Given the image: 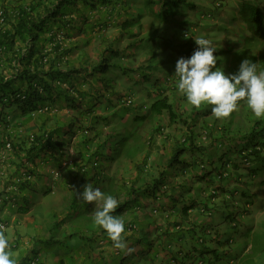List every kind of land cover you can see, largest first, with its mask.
Returning a JSON list of instances; mask_svg holds the SVG:
<instances>
[{
  "label": "trees",
  "instance_id": "trees-1",
  "mask_svg": "<svg viewBox=\"0 0 264 264\" xmlns=\"http://www.w3.org/2000/svg\"><path fill=\"white\" fill-rule=\"evenodd\" d=\"M187 1L189 0H143V3L150 13L151 8L158 4L160 11L157 15L161 14L165 22L177 15L181 16L179 9ZM197 1L192 0L188 5L196 8ZM220 1L217 4L222 7L223 3ZM2 5L0 156L4 159L0 158V213L6 208L9 212L27 214L30 207L27 191L30 190L32 180L49 176L45 166L51 167L54 161L56 166L51 167V170L60 175L70 151L74 152L77 159L76 171L81 173L76 189L68 192V205L66 204L72 213L78 211L73 226L80 231L61 238L52 236L56 224L49 209L46 215L49 223L45 228L49 234L39 239L34 237V244L31 239L29 246L33 244L32 247H26L21 235L15 231L10 250L17 264H44L42 256L45 253L39 255L41 248L56 253L49 254L50 258L58 255L56 262L50 264H122L124 252L115 249L105 230L95 225L94 214L89 207L91 204L83 202L78 195L83 192L84 181H89L88 184L99 188L105 195L122 196L113 215L125 222L124 239L127 245L141 246L146 241L148 255L154 248L145 240L147 233L144 229L138 230L135 224L128 226L126 217L130 218L133 214L134 218L130 220L133 222L144 217L135 215L139 200L158 201L167 198L168 193L174 194L172 192L175 189L182 188L178 196H170L173 208L177 204L182 206L176 213L173 212L171 222L167 220L169 229L159 234L162 238H169L173 233L168 231L182 228L187 215L203 198L205 201L201 214L205 217H208L206 214L211 215V201L226 193V185L232 172L238 170L239 165H260L261 160H264V118H255L244 102H241L239 111H235L233 117L223 120L214 117L211 120V106L202 105L199 109L191 106L189 111L184 108L178 110L177 104L170 102L163 88L160 90L157 87L153 94H148L147 100L140 99V105L131 96H127L130 103L127 100L124 103L129 107L128 113L133 115V125L152 123L151 135L161 134L164 124L160 121H163L164 116L167 128L176 131L174 136L168 133L162 141L163 148L157 150L158 160L164 158V169H158L155 175L153 173L149 176L145 168L148 155H145L139 162L140 165L136 164L134 167L139 174L134 175V178L125 181L122 178L118 180L116 176H108L110 162L119 159L126 151L129 140L137 139L136 135L129 137L131 130L127 131L128 136L120 139L114 138L120 134L115 127L109 128L106 136H102L100 132L112 119L119 121L125 116L114 110L108 112L106 103H110L112 99L109 96H116L113 106L123 102L124 97L118 95L115 89L114 80L117 81V77L110 78L109 73L117 70L122 76H127L132 72L119 64H112V61L130 55L126 52L135 48L132 44L120 49V38L124 35L134 36V32L130 30L140 27L143 14H137L129 20H125L127 17H121V21L118 18L112 20V14L118 17L127 10L121 0H6ZM238 15L248 34L241 41L229 43L226 49L215 51L216 66H223L230 74H236L241 62L247 59L257 64L258 72L264 71V13L256 3L244 2L238 6ZM110 27L117 30V33L105 36ZM76 34H80L82 38L72 41ZM157 36L158 33L154 31L151 41H158ZM94 40H97L96 60L89 51ZM195 50L197 49L183 47L181 55L185 59L190 58ZM152 59L150 56L149 61ZM155 69L157 70L156 67L151 68L153 71ZM141 78L149 79L148 74H143ZM155 81L153 87L157 84ZM170 88L175 89L174 86ZM103 101L105 104H102ZM99 105L104 108L99 110ZM98 111H104L108 116L100 117ZM65 112L70 115L67 116ZM238 117L243 123L249 124V127L245 130L244 126L240 128V121L234 120ZM65 122L68 123L66 129ZM31 124L35 127L32 128ZM198 127L202 134L194 131ZM6 146H9L8 150ZM166 146L169 149L164 153ZM231 146H238L234 158L230 157ZM108 152L112 153L111 157H107ZM213 152L218 155L212 159ZM194 155L196 159H193ZM259 169L260 167L249 170L248 174L252 175ZM139 176H146L149 181L139 184V180H136ZM51 178L54 180L52 176ZM57 179L58 177L55 178V183ZM260 184L263 185L264 180ZM194 189L196 194L193 193ZM0 221L8 227L9 220L5 218ZM14 224L17 225V222L14 221ZM187 229L191 231L193 227L189 226ZM208 229L209 226L198 229L196 241L199 244H205L204 239L210 237ZM137 231H143L144 237L139 238ZM250 232V229H246L243 236L245 247L248 244L253 247L249 254L251 256L255 250L262 248L263 233L251 232L249 236ZM252 236L260 239L251 241ZM246 237L249 238L248 241ZM100 245L104 247L100 248ZM105 247L116 251L108 253ZM201 256L202 254L198 257L202 258ZM183 259L189 261L190 258L188 254L184 255L180 264H186ZM214 259L215 257L212 258V264L215 263ZM194 262L204 264L202 260Z\"/></svg>",
  "mask_w": 264,
  "mask_h": 264
},
{
  "label": "rangeland",
  "instance_id": "rangeland-1",
  "mask_svg": "<svg viewBox=\"0 0 264 264\" xmlns=\"http://www.w3.org/2000/svg\"><path fill=\"white\" fill-rule=\"evenodd\" d=\"M191 1L192 0H189L187 1V3L182 4V7L179 9L180 13L183 12L181 16L177 15L176 17L170 20L168 19L165 22L163 20V16L161 14L157 15L156 13L160 11V6L157 4L152 7L150 13V11H148L149 9L147 10L145 8V3H143V0H121V3L127 7V10H124L122 13H120V16L118 17L115 14H112L111 16L112 20H116L118 18L117 20L121 21V17H123V19L127 17L125 18V20H129L130 18L133 19V17L137 14H143L142 19H144V21L141 22L142 19L140 20V27L142 28V30L139 26H136V28H132L130 30V32H134L133 37L124 35L122 38H120V49L134 44L135 48L126 52L130 55L122 57L118 61L116 59L112 61V64H119L120 66L125 67L128 70H132V72L127 76H122L120 74V71L117 70V72L111 71L109 73L110 78H112L113 76L117 77V81L114 80L115 89L118 95H124V97L122 98L123 102L121 101L119 104H115V106H113V102H115L114 98L116 96H109L110 99L112 98V104L111 102L108 104L106 103L109 109L108 112L114 110L115 112H118L119 114L125 116L119 121L117 119H112L108 123V125L106 124L103 129H100V132H102V136H106L109 133V128L115 127L116 131H120V134L118 137L115 136L114 138L120 139L128 136L127 131L131 130V136L129 137H132V135H136L137 139L129 140L126 151L119 157V159H116L114 162H110L109 167L107 168L108 176L114 178L116 176V178H119L118 180L122 178L125 179V181L134 178V175H139L134 170V167L136 164H139V162L145 155H148V164L147 167H145L146 170L150 173H148V175L152 176L153 173L155 175L158 169H164V158L160 161L158 160L157 156L159 152L157 150L163 148L161 144L164 137L168 133L171 136H174L176 132L174 129H172L174 130L172 131L167 128L168 123L165 116L163 117V121H160L161 124H164V128L161 131V134L151 135L150 132L152 131H150V129L153 128L151 125L152 123L145 122L144 124L133 125L131 122L133 119V115L128 113L129 107L124 103L128 99V97L131 96L135 99L136 103L140 105V99L143 101L147 100L148 94H153L154 90L159 87L158 89L160 90L161 88H163V90L169 97L170 102H175L177 104L179 108L178 110H183L184 108L189 111L191 109V105L187 103L186 97H184L183 94L179 93L177 88L179 78L175 76L176 62L183 56L181 55L182 48L184 47L197 49L198 45H196L195 43V38L199 37L211 40L213 46L216 47V51L226 49L229 43H234L237 40L241 41V39L248 33L245 26L239 19L238 6L240 3H244L246 1L256 3V5L264 13V0H226V2L224 0H218L220 1V3H223V5H221L222 7L218 6L217 0H198L196 3V8L192 7V5H188ZM4 2H6V0H0V7L3 6L2 3ZM149 16L151 17V19H149ZM146 17L149 19L148 21L146 20ZM157 18L161 19V21H159ZM154 31L158 33L157 37L159 38V40L152 42L151 35ZM116 33L117 30L110 27L106 30L104 35L113 36ZM80 38H82L80 34H76L72 41L79 40ZM96 41L97 40H94L89 48L90 54L94 57V60L97 59V57H95V46L97 45ZM167 42L169 44L171 43V45H169ZM150 56L153 57L151 61H149ZM165 64L168 65L165 66ZM151 66L156 67L157 70H151ZM216 67L221 68L225 72V74L231 75L223 66L217 65ZM168 72L169 74H167ZM143 74H148L149 79L143 80L141 78ZM154 81L157 83L156 86L154 84L156 88L153 87ZM171 86H174L175 89L173 90V88H170ZM98 87L100 88V85H98ZM102 104H105V102L103 101ZM99 106V110L104 108L101 105ZM65 114H67V116L70 115L69 112H65ZM97 114H100V117L108 116L104 111H98ZM233 114L230 116V118L233 117ZM213 118L214 116H210L211 120ZM234 120L240 121V128H242L241 126H244V130L249 127V124L243 123L240 117ZM198 124H200V122H198ZM64 125L66 129L68 123L65 122ZM31 127H35L34 124H31ZM171 131L172 133H170ZM194 131L197 132V134H202V130L200 131L199 127ZM244 132L248 133L247 131ZM237 148L238 146L230 147L229 153L231 158L236 157ZM167 149H169L168 146H166L164 153L167 151ZM217 155L218 154H215L213 152V154L211 155L212 159ZM111 156L112 153L108 152L107 157ZM0 158L1 160L4 159L1 156ZM237 161L235 163H238ZM76 162L77 159L74 155V152L70 151L67 163H64V170L60 173V177H58L57 183H55L54 181L55 178H57L55 175L47 176L44 178L45 180L42 178L32 180V184L29 185L30 190L27 191V201L29 204H31L27 214L23 215L15 211L9 212L6 208L1 211L0 219L4 220L6 218L7 220H9L7 225L11 233L10 240L12 239V237H14L15 231L20 235L27 234L29 235V237H33V228L34 230H37L35 229V227H39V231H41L42 228L45 230L46 225L49 223L48 216H46L49 209H51V212H49L51 218L56 224L55 231L51 233L52 236L61 238L67 236L70 233L73 234L74 231H80L77 227L73 226V224L75 223L74 219L76 218V216H78V211L77 213H72L71 210L67 209L69 195L68 192H72L73 190H75L76 183H78V181L80 180L79 177L81 173L79 174L76 171ZM55 166L56 161L53 162L51 167L53 168ZM177 172H179L178 169ZM51 176L54 178V180L51 178ZM259 176V181H261L262 173H260ZM140 177L141 176L137 177L136 179L139 180V184L149 181L146 176H144L143 178ZM88 183L89 181L83 182L84 185ZM113 197L116 198L119 203L122 201L121 195H113ZM144 200L145 199H141L137 202L139 207L138 210L135 211L136 216H138L139 214H145L146 206L142 205ZM11 206L12 208H14L13 204H11ZM89 207L92 210V214H94L96 205L92 203ZM216 213L218 214L220 213V211H217ZM131 216L132 217L130 218L129 216H126L127 220L129 221L128 226L130 224L134 225L136 222L130 221L132 218H134L133 214H131ZM256 217L257 213L255 214V218ZM14 221L18 222V224H14ZM254 226L255 227H252L250 230H259L258 228L260 226ZM45 232H47V229L45 230ZM48 234L49 233H47L46 236H48ZM137 235L139 238L144 237V235H142L140 231H137ZM250 235L251 234H249V236ZM151 236L152 235L147 233L145 240L149 242ZM229 237L232 242H230L228 246H222V244H219L218 247V245H216V243L214 242L215 252H213V254L216 255L214 260L219 259L224 264H228V260L230 258H233V256L240 253V250L244 246V239H242V236L238 232L234 231ZM248 239L249 238L246 237L247 241ZM258 239H260V237L258 236L251 237V241ZM209 243H213V241ZM192 245L193 247H195V249H202L196 243H192ZM134 246L135 245H131V247ZM99 247L103 248L104 245H100ZM147 249L148 243L146 244V241H143L137 253L127 254L123 256L121 261L127 263H130L131 261L132 263H135L137 260L132 261L135 260L133 258L135 256H142V258H144L147 255ZM105 250L108 253L116 251L106 247ZM40 251L41 253H45V255L56 254L54 251H46L44 248H41ZM45 255L42 256V263L44 264H50V262L54 263L58 258V255L54 256V258L45 257ZM214 260L213 262L215 263L220 262Z\"/></svg>",
  "mask_w": 264,
  "mask_h": 264
},
{
  "label": "crops",
  "instance_id": "crops-1",
  "mask_svg": "<svg viewBox=\"0 0 264 264\" xmlns=\"http://www.w3.org/2000/svg\"><path fill=\"white\" fill-rule=\"evenodd\" d=\"M250 2V1H246ZM158 13V12H157ZM149 19L151 17L149 16ZM146 17V20H149ZM144 19H142V22ZM197 157L194 155L193 159ZM260 167L254 174L249 175V170H253L255 168ZM262 173V180H264V160H261V164L258 165H239V169L232 172L229 182L226 185V193L220 194V196L216 200H212L210 203V207H213L212 213L205 217V215L201 214V208L203 202L205 201L204 198L201 200L200 203L194 208V210L190 211V215H187L186 218V225L180 229H171L168 232L173 233L172 236L169 238H162L159 236L160 233L164 232L167 227V220L169 219L170 222L173 220L172 214L173 212H177L181 208V204H177L176 207H172L170 198L172 196H178L179 193L182 192V188L175 189L170 195L168 193L166 196L167 198H161L158 201H152L149 199H145L142 205L146 206L145 214L143 218H139L136 220L135 225L137 226L138 230H145V233H149L151 238L149 239V243L153 245V251L149 252L150 254L146 255L144 258L142 256H135L132 261H136L135 263L121 262L122 264H180L181 259L184 255L188 254L189 261L183 259L184 263L186 264H196L194 260H202L204 264H212V258L216 257L213 252H215V244L218 245L222 244V246H228L226 242H232L230 239V235L236 231L244 239L243 236L246 229H251L255 227L254 225L260 226L259 230H251V232L259 233L262 231L263 239V246L259 251H254L253 254L250 256L249 254L252 252L253 247L251 244H248L246 247L245 245L240 250V253L233 256L228 260V264H264V184H260L259 181V174ZM179 181V179H174ZM194 187H199L194 185ZM200 188V187H199ZM229 190H233L229 192ZM238 190H241L240 193ZM200 192V191H198ZM193 193L196 194L197 191L193 190ZM245 194V195H244ZM171 196V197H170ZM246 196V198H245ZM169 198V199H168ZM31 205V204H29ZM224 210V211H223ZM245 210V211H244ZM220 211V213H216ZM257 213V217L255 218V214ZM231 215V216H230ZM229 216L228 218H226ZM255 222V223H253ZM253 223V225H252ZM18 224V222H17ZM252 225V227H251ZM145 226V227H144ZM193 227L191 231H188L187 228ZM205 226L214 227L219 236L213 243H209L211 241H206L204 244H199L196 241V235L198 229L205 228ZM234 226H236L234 228ZM141 227V228H139ZM33 228V237H29V235H21L22 242L26 245V247H32L34 244V237H46L45 230L42 228L41 231L39 227ZM169 229V228H168ZM143 230V231H144ZM194 230V231H193ZM233 230V232H232ZM142 231V232H143ZM176 231H178L176 233ZM141 232V233H142ZM250 232V234H251ZM249 233V232H248ZM175 234V235H174ZM13 239V237H12ZM11 239V240H12ZM32 239V240H31ZM10 240V242H11ZM33 242L30 244L29 242ZM28 243V244H27ZM192 243H197L202 249H195ZM227 244V245H226ZM24 245V246H25ZM165 246V247H164ZM129 248L134 249L131 253H137L139 251L140 246L131 247L128 245ZM165 250V251H162ZM225 250V248H224ZM202 254V258L198 256ZM39 255H43V253H39ZM45 255V254H44ZM127 254H123L125 256ZM45 257H50L49 254H46ZM139 259V260H138ZM191 261V262H190ZM215 264H224L222 261L217 262Z\"/></svg>",
  "mask_w": 264,
  "mask_h": 264
},
{
  "label": "clouds",
  "instance_id": "clouds-1",
  "mask_svg": "<svg viewBox=\"0 0 264 264\" xmlns=\"http://www.w3.org/2000/svg\"><path fill=\"white\" fill-rule=\"evenodd\" d=\"M195 43L198 48L191 57L179 58L175 66V76L179 78L177 88L186 97L187 103L197 109L202 105H209L212 115L223 120L228 119L244 102L256 118H264V71L258 72L257 64L245 59L241 62L238 73L225 74L221 68L216 67V47L212 41L199 37L195 38ZM45 171L49 176L59 177V173L52 171L50 166H45ZM78 195L83 202L96 205L94 223L105 230L113 247L126 254L134 251L124 239V220L113 215L118 208V200L105 195L99 188H93L91 184H86L83 192ZM207 233L210 237H206L205 241H214L219 236L214 227H209ZM10 236V229L0 224V264H17L10 250Z\"/></svg>",
  "mask_w": 264,
  "mask_h": 264
},
{
  "label": "built area",
  "instance_id": "built-area-1",
  "mask_svg": "<svg viewBox=\"0 0 264 264\" xmlns=\"http://www.w3.org/2000/svg\"><path fill=\"white\" fill-rule=\"evenodd\" d=\"M130 103V102H129ZM7 150L9 149V146H6ZM53 174V172H51ZM0 224H3L1 221H0ZM34 264V263H32Z\"/></svg>",
  "mask_w": 264,
  "mask_h": 264
}]
</instances>
